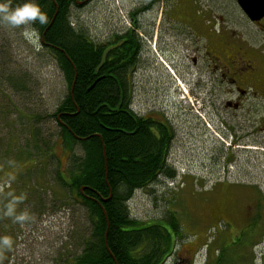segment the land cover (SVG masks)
<instances>
[{"label": "rangeland", "instance_id": "obj_1", "mask_svg": "<svg viewBox=\"0 0 264 264\" xmlns=\"http://www.w3.org/2000/svg\"><path fill=\"white\" fill-rule=\"evenodd\" d=\"M121 1L100 0L74 8L72 20L89 35L106 38L113 30L129 26ZM179 1L198 16H203L206 3L210 4V0H203L204 7L198 0ZM129 4L128 0L123 2L126 8ZM194 14L191 19L199 21ZM31 29L28 25L13 29L0 24V64L11 58L6 69L13 66L25 71L33 84L31 94L0 87V237L13 241L11 249L0 247V264H67L81 252L90 223L78 203L81 201L72 195L68 198L67 189L55 179L58 175L69 179V157H79L82 150L76 145L73 151L65 148L51 117L67 93V84L62 70L42 52L41 42L36 47L26 36ZM239 30L242 40H255L256 51L262 48L259 57L264 59L260 28L241 19ZM163 34L166 36L155 46L151 42L145 48L148 52L142 67L131 77L132 108L138 113L144 100L152 99L153 104V99L160 102L165 98L164 105L175 118L176 135L168 162L176 178L161 176L154 184L136 190L128 201L130 215L149 222L164 220L169 211L174 213L181 238L163 264H211L220 252L216 251L218 244L228 252L224 264H264V207H254L264 198V132L254 126L255 120L245 108L225 109L224 102L230 98L227 93L212 98L206 85L199 89L203 83L197 73L188 76L185 72L184 82H174L171 72L178 77L186 61L180 59L179 52L174 54L171 59L178 68L173 70L167 66L168 55L154 51L159 45L167 51L173 47L175 38L171 33ZM259 57L258 66L264 68ZM33 128L41 139L45 161L33 160L41 155L30 139ZM11 141L18 151L12 152ZM223 183L235 188V193L224 197L222 189L217 190ZM258 196L261 199L256 200ZM14 197H23L16 212L26 210L31 216L23 223L4 214ZM206 244H210V251ZM245 253H251L252 258L244 261ZM233 254L239 258L229 261Z\"/></svg>", "mask_w": 264, "mask_h": 264}, {"label": "trees", "instance_id": "obj_2", "mask_svg": "<svg viewBox=\"0 0 264 264\" xmlns=\"http://www.w3.org/2000/svg\"><path fill=\"white\" fill-rule=\"evenodd\" d=\"M86 1L36 0L47 13L48 23L28 25L39 33L42 52L62 70L67 84V93L51 115L60 129L63 145L69 151L75 145L82 150L79 157H69V179L61 175L55 179L67 189L68 198L72 195L81 201L78 203L90 223L81 252L67 264H163L171 256L177 238H181L178 220L170 211L164 220H136L130 215L128 201L136 190L154 184L161 176L174 180L176 173L168 164L171 134L163 129V124L159 126V137L155 136L148 129V122L131 108L128 79L131 82L130 75L139 67L137 37L129 34L127 41L110 51L100 66L104 51L117 45L125 35L114 34L115 41L109 42L111 37L98 39L74 24L72 9H80L78 3ZM6 2L14 8L23 0ZM104 41L108 43L103 45ZM9 59L0 64V87L31 94L29 74L13 66L6 69ZM31 132L30 139L41 152L38 160H33L45 161L39 146L41 139L35 128ZM10 145L12 152L18 151L13 141ZM259 199L261 196L256 198ZM263 205L264 198L254 207L259 210ZM209 245L206 244L208 251ZM218 247L216 251L220 252L211 264H224L228 259L226 248L219 244ZM229 257V261L239 258L234 254ZM249 258L251 253H245L242 259Z\"/></svg>", "mask_w": 264, "mask_h": 264}, {"label": "flooded vegetation", "instance_id": "obj_3", "mask_svg": "<svg viewBox=\"0 0 264 264\" xmlns=\"http://www.w3.org/2000/svg\"><path fill=\"white\" fill-rule=\"evenodd\" d=\"M99 1L87 0L78 5L86 6ZM128 1L130 2L129 7L126 8L122 1L121 7L123 8L122 14L129 21V26L118 32L113 30L106 37H111L109 42L115 41L114 34L125 35V38L120 40L123 44L127 41L129 34H134L140 43L138 47V66L140 67V64L144 62V54L148 52L145 48L151 42L155 46L159 38L166 36L163 33H171L170 35L175 38L172 43L173 47L167 51L159 45L154 51L167 54L166 59L173 70L174 67L178 68L176 64L173 65L171 59L174 54L179 52L180 59L186 61L185 69H182L180 73L176 72L178 77L173 73V81L179 84L181 81L184 82L181 79L183 73L187 72L188 76L197 73V79L203 83L198 86L199 89L206 85L212 98L220 93H227L230 98L224 102L225 109L231 108L238 111L245 108L246 112L253 116L254 126H257L260 132H264V68H260L257 61L262 48L256 51L255 40L252 39V43L248 40L244 41L239 33L241 19L246 24L259 27L264 33V15L256 22L250 21L239 8L237 0H210V4L206 3V7L203 6L205 5L203 0H198V3L204 7L203 16H198L193 12L189 13L179 0ZM191 14L200 20L193 21ZM106 38H101V40ZM107 43L104 41L102 44ZM182 53L185 55L183 56ZM259 58L260 64H264V59ZM135 72H132L130 76ZM128 85L133 101L130 79H128ZM209 85H211L210 88ZM151 100L143 101L141 112L136 113L132 108L133 104L131 108L138 117L148 122V129L157 137H159L161 128L159 126L164 124L163 129L170 131L172 143L176 135V128L172 123L175 118L170 114V109L164 105L165 98L160 102L158 99H153V104ZM221 189L224 197L228 193V195L235 193V188L227 183L219 185L217 190L220 192Z\"/></svg>", "mask_w": 264, "mask_h": 264}, {"label": "clouds", "instance_id": "obj_4", "mask_svg": "<svg viewBox=\"0 0 264 264\" xmlns=\"http://www.w3.org/2000/svg\"><path fill=\"white\" fill-rule=\"evenodd\" d=\"M41 25L48 23V16L43 11L36 0H23L16 7H10L6 0H0V24L10 28H19L34 23ZM30 42L39 47L40 35L35 28L25 33ZM23 197H14L6 206L5 215L11 217L14 222L23 223L31 218L28 211L16 212V206L21 202ZM13 241L10 237H0V247L11 249Z\"/></svg>", "mask_w": 264, "mask_h": 264}, {"label": "water", "instance_id": "obj_5", "mask_svg": "<svg viewBox=\"0 0 264 264\" xmlns=\"http://www.w3.org/2000/svg\"><path fill=\"white\" fill-rule=\"evenodd\" d=\"M237 4L241 11L249 18L250 21L256 22L264 15V0H237ZM122 44L109 47L101 56L100 66L103 64L106 56L110 51L116 49ZM82 191V190H81Z\"/></svg>", "mask_w": 264, "mask_h": 264}]
</instances>
